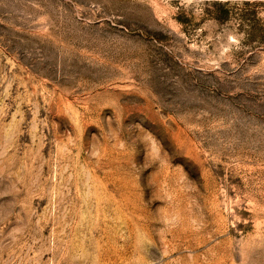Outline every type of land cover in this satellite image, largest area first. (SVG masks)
<instances>
[{
  "label": "rangeland",
  "instance_id": "374dc122",
  "mask_svg": "<svg viewBox=\"0 0 264 264\" xmlns=\"http://www.w3.org/2000/svg\"><path fill=\"white\" fill-rule=\"evenodd\" d=\"M0 264H264V0H0Z\"/></svg>",
  "mask_w": 264,
  "mask_h": 264
}]
</instances>
